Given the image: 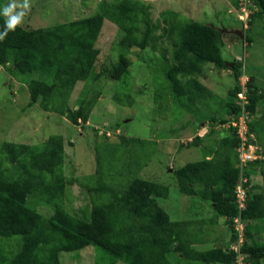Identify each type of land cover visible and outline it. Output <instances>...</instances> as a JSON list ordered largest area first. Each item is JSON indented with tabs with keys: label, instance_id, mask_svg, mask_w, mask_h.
Wrapping results in <instances>:
<instances>
[{
	"label": "trees",
	"instance_id": "trees-1",
	"mask_svg": "<svg viewBox=\"0 0 264 264\" xmlns=\"http://www.w3.org/2000/svg\"><path fill=\"white\" fill-rule=\"evenodd\" d=\"M232 1L233 7L239 9L242 0ZM7 2L0 0V6ZM248 2L253 9L251 27L243 28L245 37L241 40L251 44L255 40L251 33L254 22L264 20V0ZM30 4L38 7L35 0ZM69 19L72 18L67 16L55 24L37 28L23 25L9 31L0 41V70L7 67L11 75L22 81L19 86L27 85L31 99L28 106L38 103L42 109L64 115L83 128L102 92L88 87L78 95L79 105L72 107L70 97L79 82H95L107 75L118 82L114 99L133 104V92L137 91L131 81L134 62L130 55L134 48L159 51L157 69L168 82L169 93L190 112L196 109L193 103L197 99L218 98L200 81L206 65L234 70L235 85L224 101V114L217 116L213 112L201 117V121H211L212 128L189 143L202 146L204 157L174 171L181 193L207 201L215 212L214 220L224 217L231 229V245L238 239L234 217L241 215L246 226L241 247L245 264H264V243L254 238L252 230L254 222L264 219V145L257 150L262 157L242 167L243 142L238 128L231 124L247 115L246 147L257 144V137L264 130V85L248 73L242 59L224 57L226 32L171 9L163 10L154 20L151 4L145 0H101L94 13ZM107 20L118 27L122 36L113 45L117 59L108 70L98 71V41ZM4 25L5 18L0 15V32ZM165 37L172 46L159 43ZM242 76L248 77L245 83L241 82ZM240 93L245 94L247 102L240 99ZM219 127L224 134L217 137L214 133L220 131ZM106 129L102 137L110 139ZM138 141L142 143L141 138ZM66 158L65 140L60 134L41 144H0V264H62V252L90 245L124 262L121 264H237V253L231 246L226 250L217 245L216 238L209 237L211 229L207 225H215L210 220L171 219L158 200L169 196L168 186L137 173L125 184L114 187V177L104 171L98 154L95 172L82 177L72 170L66 175ZM256 174L262 177V186L253 183ZM81 177L92 199L77 212L65 207V193L67 186ZM241 177L248 179L244 183L248 199L240 213L235 190ZM33 201L44 202L54 212L43 214ZM11 240L13 250L1 247ZM209 241L216 245L206 250L198 248Z\"/></svg>",
	"mask_w": 264,
	"mask_h": 264
},
{
	"label": "rangeland",
	"instance_id": "rangeland-1",
	"mask_svg": "<svg viewBox=\"0 0 264 264\" xmlns=\"http://www.w3.org/2000/svg\"><path fill=\"white\" fill-rule=\"evenodd\" d=\"M35 1L38 7L31 5V10L23 22V25L32 28L62 22L67 16L73 19L90 15L98 8L101 0ZM145 1L151 4L154 20L163 10L171 9L201 22L214 24L221 29L244 30L245 28L239 18L241 10L233 7L232 0ZM251 33L255 38L251 44L243 42L240 35L235 38L226 34L223 54L228 60L242 59L248 73L255 75L259 84L263 86L264 20L257 19ZM121 36L118 27L107 20L98 41L101 55L96 70H108L112 66L117 59V51L113 45ZM159 43L163 47L172 46L166 37ZM159 55V51H153L150 48L142 51L139 48L133 49L130 55L134 62L131 68V81L133 90L137 92H133L135 99L132 105L121 104L114 99L113 95L118 93V82L107 75L95 82H90L88 79L79 82L70 97L69 102L72 107L79 105L80 100L77 97L82 90L92 87L102 92L84 128L74 125L64 115L42 109L38 103L28 106L31 99L27 85L19 86V82L22 81L11 75L7 67H1L0 144L5 141L41 144L50 136L63 135L67 153L66 175H70L72 170L82 177L95 172L98 154L104 163V168L102 167L104 171L114 177V187L125 184L129 178L138 173L139 177L151 179L169 187V196L158 200L160 205L168 211L172 220L204 218V221L209 222V217L214 216L213 208L199 196L181 193L174 169L204 157L202 146L189 145V143L196 135H203L212 128L211 121H201V117L213 112L217 116L224 114V101L227 99L229 90L235 85L234 70L219 68L214 64L206 65L200 81L216 93L218 98L211 96L201 101L197 99L193 103L196 109L190 112L188 107L169 93L168 82L163 77V73L157 69L158 61L160 62ZM167 57H170L169 52ZM247 78L242 76L241 82L245 83ZM259 115H261L260 112ZM196 118L199 121H196ZM105 128L109 130L108 138L110 139L102 137ZM219 130L214 133L217 137L224 134L222 127H219ZM124 137L128 139L124 140ZM140 138L142 143L138 141ZM257 144L260 148L264 145V130L260 131ZM82 177L73 184H69L65 193V207L77 212H81L92 199L91 193L82 184L84 181ZM253 183L262 186L263 179L256 174ZM258 190L261 189L258 188ZM262 190L264 191V185ZM34 204L45 215L54 212L53 208L48 207L44 202L36 201ZM219 219L223 221L224 217ZM207 226L210 227V225ZM212 226L208 234L211 239L216 238L221 241L230 235V226ZM252 228L256 240L264 243V219L254 222ZM11 243L12 240L2 243L1 247L13 250L15 246ZM214 246V241H209L198 245V248L206 250ZM5 254L9 255L8 252ZM61 263L121 264L124 262L117 261L103 249L90 245L80 250L62 252ZM189 264L195 263L189 261Z\"/></svg>",
	"mask_w": 264,
	"mask_h": 264
},
{
	"label": "built area",
	"instance_id": "built-area-1",
	"mask_svg": "<svg viewBox=\"0 0 264 264\" xmlns=\"http://www.w3.org/2000/svg\"><path fill=\"white\" fill-rule=\"evenodd\" d=\"M249 2L248 0H242L240 3V10L241 13L239 15V18L244 22V26L248 28V22L250 20L251 14L253 12V9L249 7ZM240 99L244 102L246 101V96L244 93H240L239 95ZM246 116H241L239 120H234L232 121V125L236 126L238 128V133L239 136L242 139V147H241V161H242V167L247 164L248 161L254 160L256 158L262 157L257 153V147L253 144L250 143L248 147H246V142L249 140L247 130L248 126L246 123ZM264 158V157H263ZM248 182L247 177L243 178L241 177L240 180L237 183V187L235 190V195H236V202L239 206V211L240 213L242 210L246 207V201L248 199V189L244 186V183ZM234 226L238 232V239L236 243L231 245V249L235 250L237 253V259L236 262L237 264H245L246 256L241 252V247L245 243V223L242 220L241 215H238L234 217Z\"/></svg>",
	"mask_w": 264,
	"mask_h": 264
},
{
	"label": "clouds",
	"instance_id": "clouds-1",
	"mask_svg": "<svg viewBox=\"0 0 264 264\" xmlns=\"http://www.w3.org/2000/svg\"><path fill=\"white\" fill-rule=\"evenodd\" d=\"M30 10V0H23L22 3L18 2V0H8L6 4L0 6V15L5 18L4 30L0 32V41L5 39L9 31H15L18 26H23L24 18ZM254 145L258 150L259 144Z\"/></svg>",
	"mask_w": 264,
	"mask_h": 264
},
{
	"label": "crops",
	"instance_id": "crops-1",
	"mask_svg": "<svg viewBox=\"0 0 264 264\" xmlns=\"http://www.w3.org/2000/svg\"><path fill=\"white\" fill-rule=\"evenodd\" d=\"M233 29H235V28H233ZM203 121V120H202ZM208 121V120H207ZM207 121H204V122H207ZM262 178V177H261ZM196 219H200V221H204V218H196ZM214 219H216V217H215V212H214V216H212V217H209V220L211 221V223L212 224H215V225H221V226H229V225H227L226 223H225V221L223 220V221H221L220 219H218V220H214ZM212 220H213V222H212ZM210 228H213V226L212 225H210ZM255 236V235H254ZM230 237H231V230H230V235L229 236H227L226 238H224L223 240H221V241H219L218 243H217V245L218 246H221V247H223L224 249H226V250H228L229 249V247L231 246V243H230ZM255 238V237H254ZM256 239V238H255ZM203 245V244H202ZM216 245V244H215ZM196 264V263H195ZM200 264H204V263H200Z\"/></svg>",
	"mask_w": 264,
	"mask_h": 264
},
{
	"label": "water",
	"instance_id": "water-1",
	"mask_svg": "<svg viewBox=\"0 0 264 264\" xmlns=\"http://www.w3.org/2000/svg\"><path fill=\"white\" fill-rule=\"evenodd\" d=\"M221 30H223L224 32H232V31H234L235 33H239V35H240L242 38L245 37V33H244L243 30H241V29H226V28H223V29H221Z\"/></svg>",
	"mask_w": 264,
	"mask_h": 264
},
{
	"label": "flooded vegetation",
	"instance_id": "flooded-vegetation-1",
	"mask_svg": "<svg viewBox=\"0 0 264 264\" xmlns=\"http://www.w3.org/2000/svg\"><path fill=\"white\" fill-rule=\"evenodd\" d=\"M231 29H233V28H231ZM239 29H240V28H239ZM226 34H227V35L235 36V38H238V37H239V33H235L234 31H232V32H227Z\"/></svg>",
	"mask_w": 264,
	"mask_h": 264
}]
</instances>
